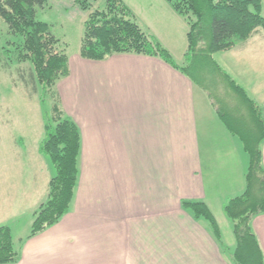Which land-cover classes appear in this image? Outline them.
<instances>
[{
    "label": "crops",
    "instance_id": "0c3cea01",
    "mask_svg": "<svg viewBox=\"0 0 264 264\" xmlns=\"http://www.w3.org/2000/svg\"><path fill=\"white\" fill-rule=\"evenodd\" d=\"M212 58L260 107L264 122V30ZM55 88L80 132L73 198L56 223L29 236L53 175L49 168L43 176L10 175L0 226L12 233L10 216L27 220L17 260L5 264H234L236 242L224 244L181 205L204 202L220 231L221 222L229 225L224 204L245 189L249 157L202 87L156 56L76 54ZM250 226L264 257V213Z\"/></svg>",
    "mask_w": 264,
    "mask_h": 264
},
{
    "label": "trees",
    "instance_id": "16d2710c",
    "mask_svg": "<svg viewBox=\"0 0 264 264\" xmlns=\"http://www.w3.org/2000/svg\"><path fill=\"white\" fill-rule=\"evenodd\" d=\"M73 1L80 9L88 10L78 52L81 58L103 60L113 54L156 56L199 84L211 97L221 121L240 139L249 157L243 193L229 198L223 206V212L232 222L236 242L231 259L234 264H264L250 226L253 216L264 213V168L261 164L264 122L261 110L212 58L214 52L228 50L258 29L264 30L261 0H166L188 24L183 66L141 30L122 0H105L102 9H91L96 0ZM43 2L0 0V19L10 34L20 38L15 44L16 60L31 62L33 82L42 86V97L45 98L47 93L52 100L49 115L45 114V136L39 149L50 158L55 174L48 182L45 201L33 212L29 236L50 227L67 213L76 184L80 149L79 128L63 112L55 88L57 81L68 74V57L57 49L59 40L51 34L49 26L36 18V6ZM218 84L229 90L230 100L212 94V88ZM181 205L195 219L205 220L213 235L218 237L216 221L204 202L183 200ZM17 257L9 227L1 225L0 264L15 262Z\"/></svg>",
    "mask_w": 264,
    "mask_h": 264
},
{
    "label": "rangeland",
    "instance_id": "374dc122",
    "mask_svg": "<svg viewBox=\"0 0 264 264\" xmlns=\"http://www.w3.org/2000/svg\"><path fill=\"white\" fill-rule=\"evenodd\" d=\"M105 0H96L91 9H102ZM131 11L132 20L154 42L168 47L171 58L183 66L184 53L187 47L186 32L188 24L185 18L176 13L166 0H124ZM161 1L168 9L163 8ZM126 5V6H127ZM261 14L264 17V0H261ZM172 14V15H171ZM88 10H82L73 0H44L36 6V18L49 26V30L59 40L57 49L68 58L78 54L84 21ZM169 33L172 36L168 37ZM20 38L8 32L6 24L0 19V201L1 209L5 205L3 194L8 188L3 184H11L9 177L14 174L32 173L43 176L47 169L55 174L50 158L40 151V144L45 136L43 129L45 114L49 115L52 100L33 78V67L30 61L18 62L15 44ZM216 58L220 55H214ZM227 61L228 57L226 58ZM223 61H225L223 59ZM226 62V61H225ZM198 87L199 84H195ZM212 94L220 99L232 98L223 84L212 88ZM44 98V99H43ZM225 100V101H226ZM230 104L232 103L231 101ZM8 206V205H6ZM1 212V210H0ZM16 222L10 216L7 220L12 226L14 248L18 246V238L23 236L22 226L27 219L21 217ZM228 226L221 222L218 235L220 240L229 245V239L235 245L231 222ZM27 227V226H26ZM218 228V227H217ZM28 233L29 230H26ZM15 248V249H16Z\"/></svg>",
    "mask_w": 264,
    "mask_h": 264
}]
</instances>
